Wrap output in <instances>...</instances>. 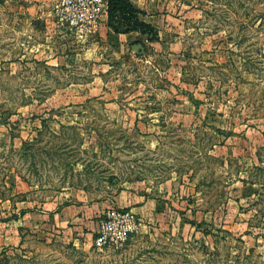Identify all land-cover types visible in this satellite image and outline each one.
<instances>
[{
	"label": "rangeland",
	"instance_id": "1",
	"mask_svg": "<svg viewBox=\"0 0 264 264\" xmlns=\"http://www.w3.org/2000/svg\"><path fill=\"white\" fill-rule=\"evenodd\" d=\"M128 1L0 0V264H264V0Z\"/></svg>",
	"mask_w": 264,
	"mask_h": 264
},
{
	"label": "built area",
	"instance_id": "2",
	"mask_svg": "<svg viewBox=\"0 0 264 264\" xmlns=\"http://www.w3.org/2000/svg\"><path fill=\"white\" fill-rule=\"evenodd\" d=\"M79 19L91 25L99 24L107 16V0H78ZM135 230L131 213L119 210L108 211L103 217L94 239V246L103 249L111 245L122 246Z\"/></svg>",
	"mask_w": 264,
	"mask_h": 264
},
{
	"label": "trees",
	"instance_id": "3",
	"mask_svg": "<svg viewBox=\"0 0 264 264\" xmlns=\"http://www.w3.org/2000/svg\"><path fill=\"white\" fill-rule=\"evenodd\" d=\"M114 14L125 24L122 34L140 33L148 36L151 42L159 39L155 29L138 18L140 12L128 0H107V15ZM114 33L117 34L118 31L114 30Z\"/></svg>",
	"mask_w": 264,
	"mask_h": 264
},
{
	"label": "crops",
	"instance_id": "4",
	"mask_svg": "<svg viewBox=\"0 0 264 264\" xmlns=\"http://www.w3.org/2000/svg\"><path fill=\"white\" fill-rule=\"evenodd\" d=\"M131 35H132V34H127L126 36H128V37H129V36H131ZM44 214H45V215H47V213H44Z\"/></svg>",
	"mask_w": 264,
	"mask_h": 264
}]
</instances>
